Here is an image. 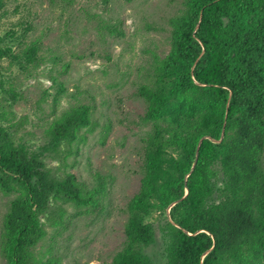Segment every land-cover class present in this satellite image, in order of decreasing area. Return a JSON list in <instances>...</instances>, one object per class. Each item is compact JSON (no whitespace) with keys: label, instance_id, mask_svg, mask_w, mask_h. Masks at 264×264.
<instances>
[{"label":"trees","instance_id":"obj_1","mask_svg":"<svg viewBox=\"0 0 264 264\" xmlns=\"http://www.w3.org/2000/svg\"><path fill=\"white\" fill-rule=\"evenodd\" d=\"M167 26V53L151 54L135 87L147 126L139 186L121 209L123 240L109 264H151L142 252L154 241L144 221L150 212L163 219L165 264H264V0H180ZM9 50L0 48V59L19 70L39 62L36 40ZM0 94L10 104L17 98L11 88L0 86ZM89 118L86 106H76L46 122L43 137L61 164ZM14 125H0V192L13 194L1 220L0 257L4 264H60L48 249L38 253L46 235L40 218L61 226L63 203L77 213L95 211L103 178L88 187L67 172L53 176L42 152L27 151L19 138L14 143L7 130Z\"/></svg>","mask_w":264,"mask_h":264},{"label":"rangeland","instance_id":"obj_2","mask_svg":"<svg viewBox=\"0 0 264 264\" xmlns=\"http://www.w3.org/2000/svg\"><path fill=\"white\" fill-rule=\"evenodd\" d=\"M179 8L180 0L4 1L0 48L16 53L36 40L39 62L19 70L0 59V86L17 94L12 104L0 94V113L7 119L0 125L15 123L7 129L14 143L19 138L27 151L42 152V162L53 176L67 172L88 187L101 177L105 187L95 211L77 213L63 203L61 226H53L44 214L40 221L46 235L37 245L38 253L48 249L60 264H109L119 249L125 221L121 209L138 189L140 140L147 131L135 87L147 76L151 54L167 53V19ZM100 22L120 34H108ZM76 106L88 108L91 125L81 132L82 141L72 144L63 166L42 131L47 121ZM57 150L63 152L64 146ZM260 166L264 170V158ZM216 179L220 186L219 174ZM12 197L0 192V229ZM144 221L151 224L154 241L142 252L151 264H165L167 237L159 230L163 219L150 212Z\"/></svg>","mask_w":264,"mask_h":264}]
</instances>
